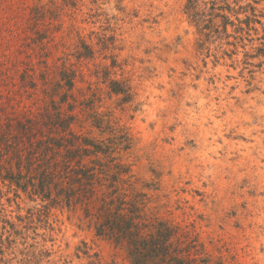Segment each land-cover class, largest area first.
<instances>
[{"label": "rangeland", "instance_id": "obj_1", "mask_svg": "<svg viewBox=\"0 0 264 264\" xmlns=\"http://www.w3.org/2000/svg\"><path fill=\"white\" fill-rule=\"evenodd\" d=\"M43 62L77 71L74 129L115 139L157 215L264 264V0H0V68L19 88ZM43 205L0 182V264H130L82 210Z\"/></svg>", "mask_w": 264, "mask_h": 264}, {"label": "trees", "instance_id": "obj_2", "mask_svg": "<svg viewBox=\"0 0 264 264\" xmlns=\"http://www.w3.org/2000/svg\"><path fill=\"white\" fill-rule=\"evenodd\" d=\"M43 63L39 74L26 64L19 88L14 72L0 68V182L43 208L82 210V223L124 251L130 264H225L208 252L194 225L149 207L115 139L96 140L74 129L86 100L76 93L78 73L64 67L55 75ZM111 88L128 93L117 80ZM23 93L41 104L22 106ZM94 123L106 122L96 113Z\"/></svg>", "mask_w": 264, "mask_h": 264}]
</instances>
